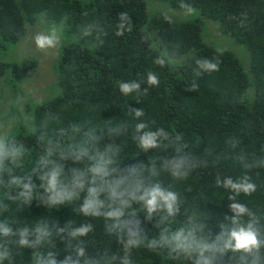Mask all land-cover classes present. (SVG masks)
<instances>
[{"label": "trees", "instance_id": "16d2710c", "mask_svg": "<svg viewBox=\"0 0 264 264\" xmlns=\"http://www.w3.org/2000/svg\"><path fill=\"white\" fill-rule=\"evenodd\" d=\"M166 1L173 8L180 9L181 0ZM185 2L197 8L199 16L170 25L164 20L163 12L149 15L145 0H0V47L16 43L26 33L31 35L30 30L38 21L35 27L40 31L47 32L54 27L60 31L62 39L68 38L65 45L63 39L55 61L59 92L35 105L33 118L37 126L46 112L58 114L64 125L85 117H91L101 125L110 119L113 124L127 121L129 128L121 152L126 158L125 163L132 160L147 163L146 154L140 153L136 157L139 150L131 138L135 121L127 114L128 105L143 108L145 116L142 119L151 127L163 126L183 133L190 150L206 160L207 167L195 171L184 183H174L164 174L159 179L180 193L182 205L177 224L188 215H195L206 225V232L214 236L220 232L222 224L229 223L225 216L233 215L227 207L230 203L226 199L228 193L214 187L215 175L217 172L234 177L243 174L245 170L241 162L233 159L241 150L246 159L264 157L261 148L264 145V0ZM121 12L129 14L132 31L125 30L123 36H116ZM65 16L67 21L61 24ZM204 18L216 21L220 34L229 35L246 47L248 68L233 51L222 49L219 52L205 42ZM85 31L92 34L83 36ZM144 34L150 36L147 43L141 40ZM153 43L155 50L149 48ZM165 52L172 60L185 58L173 61L170 65L173 70L170 71L169 67L161 68L153 62L156 56ZM217 57L222 61L219 72L194 75L196 59ZM36 64L34 57L24 58L18 64L0 61V76L8 70L12 73L19 69L28 71ZM148 71L159 76L158 88L150 87L148 93L141 96L125 97L120 93V81L145 80ZM194 80L199 84V90L187 91V85ZM144 88L147 85L142 83L141 89ZM137 99L139 103L135 101ZM97 105L99 109L90 111ZM54 127H50L49 132ZM16 134L22 136L23 128L19 127ZM229 136H238L242 140L235 152L224 143ZM123 140L118 137L116 142L122 143ZM25 143L32 150L34 159V140L25 138ZM250 174L260 187L252 197L244 198L242 194L241 198L264 225V169H252ZM189 185L191 191L187 190ZM4 215L19 219L21 225L28 224L32 228L41 220L51 223L58 219L62 225L68 219L77 222L82 219L69 207L48 209L37 206L36 201L23 209L10 205ZM143 215L140 214L141 219ZM93 223L96 230L87 238L89 252L94 254L97 249L104 248L117 251L120 245L115 238L105 234L103 221ZM146 228L149 240L159 237V229L153 224H147ZM57 247L61 251L58 259H63L68 253L63 252V245L59 242ZM31 252V249H24L16 257V264H32ZM261 254L264 255V249ZM133 258L137 264H190L169 259L166 250H133Z\"/></svg>", "mask_w": 264, "mask_h": 264}, {"label": "clouds", "instance_id": "9594fccd", "mask_svg": "<svg viewBox=\"0 0 264 264\" xmlns=\"http://www.w3.org/2000/svg\"><path fill=\"white\" fill-rule=\"evenodd\" d=\"M179 8L185 16L195 11L185 0H181ZM119 16L121 22L116 25L115 35L123 36L125 30L132 31V24L127 12ZM67 19L65 16L61 24ZM176 19L175 13L164 14V20L170 25ZM91 34L85 31L82 35ZM33 39L36 49L44 55H53L64 42L60 31L54 27L47 32H37ZM149 39L148 34L141 36L146 43ZM149 48L155 50L154 43L149 44ZM153 62L173 70L170 67L173 60L166 52L156 56ZM221 62L218 57L196 59L194 75L219 72ZM142 83L147 88L142 90ZM160 83L159 76L148 71L145 80H122L118 89L125 97L141 96L146 95L150 87L158 88ZM186 90L198 91L199 84L194 80ZM135 101L139 103L138 99ZM15 106L22 114L23 105L17 102ZM99 107L93 106L90 111ZM127 114L135 121L131 138L139 150L136 157L146 154L147 163L144 160L124 162L126 158L121 152L129 128L127 121L113 124L110 119L101 125L85 117L64 125L58 114L46 112L37 126L34 118L9 117L7 112L0 114V216L3 217L0 219V264H16V257L24 249L32 250V264H137L133 250L142 248L166 250L169 259L190 264H231L232 261L264 264L261 254L264 225L241 198L242 194L244 198L252 197L260 187L250 173L252 169H264V157L246 159L241 150L233 159L241 162L243 174L234 177L217 172L215 175L214 187L228 193L227 207L233 215L225 216L229 223L222 224L220 232L213 236L195 215H188L177 224L182 205L180 193L159 179L164 174L174 183L187 182L195 171L207 167V161L194 155L183 133L163 126L151 127L142 119L143 108L128 105ZM5 118L16 119L15 128L22 127L23 135H17L12 124L3 123ZM52 126L55 127L49 132ZM118 137L124 138L122 143L116 142ZM25 138L34 140V159ZM224 143L235 152L242 140L229 136ZM261 148L264 150V145ZM187 190L191 191L190 185ZM34 201L37 206L48 209L69 207L82 219L80 222L68 219L62 225L58 219L51 223L41 220L32 228L4 215L10 205L23 209ZM101 220L105 234L120 245L115 252L104 248L93 254L88 250L87 238L96 230L93 221ZM147 224L159 229L158 238L148 239ZM58 242L63 245V252L68 253L63 259H58L61 254Z\"/></svg>", "mask_w": 264, "mask_h": 264}, {"label": "rangeland", "instance_id": "374dc122", "mask_svg": "<svg viewBox=\"0 0 264 264\" xmlns=\"http://www.w3.org/2000/svg\"><path fill=\"white\" fill-rule=\"evenodd\" d=\"M147 3V11L149 15L157 12L176 14V22H187L199 16V11L194 8V13L185 16L181 9L173 8L166 0H145ZM43 16L40 17V19ZM39 22V21H38ZM37 22V23H38ZM36 23V24H37ZM32 26L31 35H25L14 44L7 45L5 48L0 47V61L18 64L24 58H36L37 64L28 71L19 69L16 73L8 70L4 75L0 76V114L8 113L9 117H19L20 119H33V110L38 101L51 97L59 92L56 86V70L55 61L58 59L59 49L53 55H44L39 52L34 43V35L40 31L39 27ZM203 38L208 45L216 49H229L233 51L245 68L249 66V52L246 47L236 42L229 35H222L217 29V22L204 18ZM65 45L68 38L63 37ZM62 45V46H63ZM61 46V47H62ZM61 49V48H60ZM185 58L173 59V61H181ZM58 91V92H57ZM22 104L24 111L21 114L16 107V103ZM29 107V110L27 109ZM3 123L12 124L15 128L16 119L5 118ZM19 128H15L17 131Z\"/></svg>", "mask_w": 264, "mask_h": 264}]
</instances>
